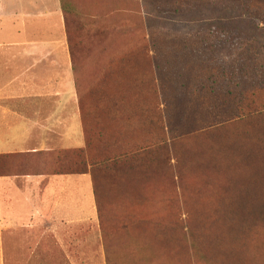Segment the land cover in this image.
I'll return each instance as SVG.
<instances>
[{
    "label": "rangeland",
    "instance_id": "obj_1",
    "mask_svg": "<svg viewBox=\"0 0 264 264\" xmlns=\"http://www.w3.org/2000/svg\"><path fill=\"white\" fill-rule=\"evenodd\" d=\"M11 108L52 150L0 174L45 166L79 264H264V0H0Z\"/></svg>",
    "mask_w": 264,
    "mask_h": 264
},
{
    "label": "crops",
    "instance_id": "obj_2",
    "mask_svg": "<svg viewBox=\"0 0 264 264\" xmlns=\"http://www.w3.org/2000/svg\"><path fill=\"white\" fill-rule=\"evenodd\" d=\"M38 102L40 107L46 105V101ZM11 104L14 105L13 101ZM31 113L11 108V128L7 130L0 123V155L30 156L52 150L47 146L48 126L41 120L43 111L35 108ZM26 168L29 170L26 174L12 170L0 174V264L87 261L77 257L71 250L76 242L65 239L63 234L62 224L75 218L72 216L75 212L62 209L58 184L56 181L49 184L54 178L48 177L41 163Z\"/></svg>",
    "mask_w": 264,
    "mask_h": 264
},
{
    "label": "trees",
    "instance_id": "obj_3",
    "mask_svg": "<svg viewBox=\"0 0 264 264\" xmlns=\"http://www.w3.org/2000/svg\"><path fill=\"white\" fill-rule=\"evenodd\" d=\"M62 10L66 14L69 13V12H72V8L70 6H68V5H66V3H64V1L62 2Z\"/></svg>",
    "mask_w": 264,
    "mask_h": 264
}]
</instances>
